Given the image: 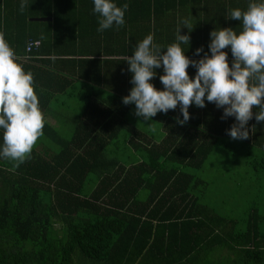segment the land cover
<instances>
[{
    "label": "trees",
    "instance_id": "16d2710c",
    "mask_svg": "<svg viewBox=\"0 0 264 264\" xmlns=\"http://www.w3.org/2000/svg\"><path fill=\"white\" fill-rule=\"evenodd\" d=\"M20 3L0 0V36L26 60L34 85L48 71L65 73L70 85L48 93L35 86L45 118L39 139L47 143L18 168L0 159V264H216L218 250L221 263L263 264L264 215L253 208L241 221L218 213L208 202L207 182L194 174L215 146L214 136L197 141L198 131L220 135L235 118H223V109L206 101L203 108L190 106V119L179 124L177 106L152 118L168 131L159 141V134L147 131L149 138L129 123L135 105L122 102L132 87L125 59L138 42L151 34L166 47L187 21L191 31L180 29L190 35L185 55L199 59L198 47L200 56L211 55L210 32L240 31V21L226 15L246 10L249 0H116L128 4L125 24L102 33L92 0H26L23 11ZM30 41L39 45L27 52ZM225 51L231 66L230 47ZM156 71L152 83L162 89L163 68ZM187 71L191 78L196 69ZM58 94L65 95L63 106L70 97L82 108L68 139L46 121L58 114L51 105ZM257 110L241 142L255 181L264 173V122L255 120ZM225 119L230 123L223 126ZM121 135L130 137L119 142Z\"/></svg>",
    "mask_w": 264,
    "mask_h": 264
},
{
    "label": "clouds",
    "instance_id": "9594fccd",
    "mask_svg": "<svg viewBox=\"0 0 264 264\" xmlns=\"http://www.w3.org/2000/svg\"><path fill=\"white\" fill-rule=\"evenodd\" d=\"M26 0H21L23 11ZM92 12L98 15V32L125 24L128 4L116 0H92ZM226 18L240 21V31L223 27L210 32L208 52L195 50L199 59L185 55L190 35L181 34V26L191 31L187 21L176 28L174 42L166 47L154 42L149 34L135 46L125 60L131 73L132 87L122 98L125 105H135V115L151 121L158 112L167 113L179 106L182 119H190L189 107H205L206 101L223 109V118L234 117L228 130L230 138L248 139V121L256 107L257 122H264V0H249L246 10L231 9ZM187 46L186 48L184 46ZM230 47L232 60L229 66ZM196 69L190 78L187 69ZM163 85L158 89L152 80L157 69ZM33 74L26 71L14 49L0 36V159L18 168L30 156L37 140L43 137L45 118L39 105Z\"/></svg>",
    "mask_w": 264,
    "mask_h": 264
},
{
    "label": "rangeland",
    "instance_id": "374dc122",
    "mask_svg": "<svg viewBox=\"0 0 264 264\" xmlns=\"http://www.w3.org/2000/svg\"><path fill=\"white\" fill-rule=\"evenodd\" d=\"M64 100V94L58 95L52 100V105L56 107L52 110L57 111L59 115L64 114V116H59L57 114L46 121L59 131L63 139H68L71 135L75 119L82 114V108H80V105L70 100V97L66 100V105L63 106ZM67 113L70 114L71 117ZM47 116L49 117L48 113ZM71 118L72 121H68ZM128 118L129 123L142 134H145L143 132L146 131L155 135L158 134L156 122L144 121L143 117H137L135 113H132L131 116L129 113ZM150 136L153 137L152 135L147 137L151 138ZM213 136L212 140L215 141L214 149L209 153L207 161L202 169L194 172V174L207 182V198L209 204L215 207L218 213L229 217H235L237 220L241 221L246 219V216H248L253 208H255L260 215H264V173H259L255 181L253 166L251 163H246L241 144L239 142L218 141L219 139H227L225 137L218 138L219 136L217 135ZM126 137L129 139L130 136L121 135L119 142L124 141ZM169 137L170 136L166 137L165 140ZM153 140H155V138H153ZM41 141L47 143L44 139H38L33 149L40 150L43 148L44 146H39L43 144L40 143ZM259 155L260 152L256 151L255 158ZM245 171L251 172L252 178L250 180H247V177H245ZM231 179L236 181L237 184L241 183V185L234 184L230 181ZM218 253L219 250L216 254V261L220 260V262L216 264H225L221 263L222 255L218 257L219 259L217 258Z\"/></svg>",
    "mask_w": 264,
    "mask_h": 264
},
{
    "label": "crops",
    "instance_id": "0c3cea01",
    "mask_svg": "<svg viewBox=\"0 0 264 264\" xmlns=\"http://www.w3.org/2000/svg\"><path fill=\"white\" fill-rule=\"evenodd\" d=\"M43 58H45V57H43ZM42 58V59H43ZM17 60L20 62V63H22V64H24L25 62H26V60H24L23 58L21 59V58H17ZM43 68V71H44V69L45 70H47L48 71V69H50V67L49 66H47V67H42ZM31 72V71H30ZM32 73V72H31ZM39 74L40 73H42V69L38 72ZM33 74V73H32ZM62 75V76H61ZM65 79H66V76H65V73H59V71H58V73H57V75L56 74H54V71H52V72H47V73H44V74H42L40 77H36L35 78V86H36V89L37 90H46V93H48L49 91H51V89H54V90H59V89H64V88H66L67 86H69L67 83H66V81H65ZM51 80H54L55 81V84H52L51 83ZM58 95H62V94H58ZM57 95V96H58ZM43 102H45V100H42L41 101V103H43ZM44 105H45V103L42 105V108H44ZM52 105V104H51ZM50 106V105H49ZM54 108H56L54 105H52ZM46 108H48V107H46ZM59 108V107H58ZM46 119H49V118H46ZM224 123H223V126H226V125H228L230 122H228V120L227 119H225V120H222ZM220 123H222V122H220ZM167 130H165V128H164V124H162V125H159L158 126V134H159V141H162L161 140V138L162 137H165L166 135H167V133H168V131L166 132ZM187 131V130H186ZM144 133H146L147 135L149 134L147 131L146 132H144ZM187 135H189V133H188V131H187ZM213 135H217V136H219L218 138H221V137H225L227 140H225V139H220L219 141H227V142H239L240 144H243V143H241V142H243L242 140H240V139H236V140H234V139H232V138H230V136L227 134V132L225 131L224 133H222V134H216V131L215 130H212V132L211 131H207V130H205V129H203L202 131H198V134H197V138H196V140L197 141H201V142H205V141H208V139L210 138L209 136H213ZM229 140H232V141H229ZM245 157V156H244ZM207 185V184H206Z\"/></svg>",
    "mask_w": 264,
    "mask_h": 264
},
{
    "label": "built area",
    "instance_id": "2783aa9c",
    "mask_svg": "<svg viewBox=\"0 0 264 264\" xmlns=\"http://www.w3.org/2000/svg\"><path fill=\"white\" fill-rule=\"evenodd\" d=\"M38 45H39V42L38 41H30L28 47H26V51L29 52L32 47H36Z\"/></svg>",
    "mask_w": 264,
    "mask_h": 264
},
{
    "label": "water",
    "instance_id": "95a60500",
    "mask_svg": "<svg viewBox=\"0 0 264 264\" xmlns=\"http://www.w3.org/2000/svg\"><path fill=\"white\" fill-rule=\"evenodd\" d=\"M34 21H45V20H47L46 18H35V19H33ZM264 264V263H263Z\"/></svg>",
    "mask_w": 264,
    "mask_h": 264
}]
</instances>
